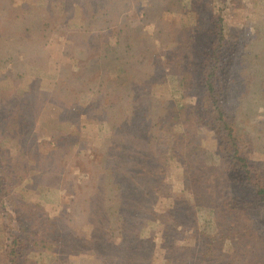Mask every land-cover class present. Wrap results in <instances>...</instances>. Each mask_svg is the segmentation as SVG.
I'll list each match as a JSON object with an SVG mask.
<instances>
[{
  "label": "rangeland",
  "instance_id": "374dc122",
  "mask_svg": "<svg viewBox=\"0 0 264 264\" xmlns=\"http://www.w3.org/2000/svg\"><path fill=\"white\" fill-rule=\"evenodd\" d=\"M219 19V94L264 172V0H0V264L23 231L21 264H264V207L219 214L235 193L217 135L199 113L161 126L176 99L197 112Z\"/></svg>",
  "mask_w": 264,
  "mask_h": 264
},
{
  "label": "trees",
  "instance_id": "16d2710c",
  "mask_svg": "<svg viewBox=\"0 0 264 264\" xmlns=\"http://www.w3.org/2000/svg\"><path fill=\"white\" fill-rule=\"evenodd\" d=\"M16 17V16H13ZM24 18L27 16L24 15ZM220 20V19H219ZM220 20V24H221ZM215 23L212 21L211 25L208 24V30L206 32V40L203 44V47L197 52L196 62L199 63L198 70L194 72V78L202 79V85L204 86V98L199 104L197 112L189 113L183 112L184 107L183 104L180 105L178 103V99L174 102V108L172 114H169L168 122L164 123L161 121V126L165 130L170 131L172 129L171 126L175 125L178 122L185 123V121L191 117H195L196 113L198 115V123L204 127V125L212 132H214L218 137L219 142V150L224 158V178L231 186V191L235 193L230 198H227L224 201V207L219 212L221 216H242L250 215L256 212V210L264 207V172L257 171L256 169H252L251 164L248 162V158L245 156V148L241 147L240 139L235 134V120L234 118L226 111L224 106V100H222L221 95L219 94L220 90L217 87V79H219V75H221L222 68L226 60V54L229 55L232 50H229V44L225 41L224 36L222 34V24ZM10 25L13 26L14 23L11 21ZM35 26V25H33ZM21 32H16L15 35H18V42L20 44L25 43L26 41H32L31 35L29 33V29L26 27ZM15 31H13L14 33ZM37 35V32H36ZM38 37H41V31H38ZM9 39V38H8ZM10 41H14L12 37ZM231 63L228 59V65ZM208 70V74H207ZM126 71V70H125ZM191 78V75H187L184 78V81L187 80L185 84L182 86V93L184 94L188 91V80ZM180 99V97H179ZM173 106V104L171 105ZM200 107V108H199ZM24 112V111H23ZM170 112V111H169ZM200 112H203L201 114ZM12 114V113H11ZM202 115V116H201ZM21 118H17L13 124H9L11 129H15L16 127L21 125ZM31 121L30 123H33ZM208 122V123H207ZM23 125H27L26 123ZM9 130V129H8ZM119 151L117 152L121 154L122 148L119 145ZM0 150H2L0 148ZM5 154V155H4ZM0 162L3 165L7 163V157L9 153L6 151H0ZM7 156V157H6ZM11 156V155H10ZM125 156V155H123ZM13 158V157H12ZM16 159V158H15ZM118 165V164H115ZM1 167V164H0ZM194 167V166H193ZM119 176V182L123 183V177ZM127 178V177H126ZM200 178V177H199ZM10 179H12V174L1 177L0 186L1 190L4 193L8 192L6 188L10 183ZM125 179V178H124ZM216 197H214V200ZM32 208V207H31ZM23 218V216H22ZM228 219H224L225 223ZM26 227V226H24ZM33 227V226H32ZM55 228L54 222L47 223L43 226L44 232L51 233L49 228ZM35 230V227L33 228ZM234 229V228H230ZM54 232V231H53ZM52 232V233H53ZM235 233L233 232L232 236ZM36 239L39 237L35 236L33 231L27 233L23 231L21 236L13 237L12 244L10 245L11 249V257L8 260V264H21L22 260H26L25 249L28 248L31 239ZM35 248L39 247V242L34 243ZM236 254V253H235ZM234 254V255H235Z\"/></svg>",
  "mask_w": 264,
  "mask_h": 264
}]
</instances>
